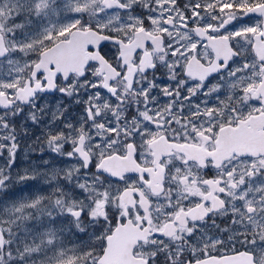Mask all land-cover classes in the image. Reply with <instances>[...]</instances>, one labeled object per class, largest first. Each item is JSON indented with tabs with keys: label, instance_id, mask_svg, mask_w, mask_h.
Masks as SVG:
<instances>
[{
	"label": "snow or ice",
	"instance_id": "6c2138e0",
	"mask_svg": "<svg viewBox=\"0 0 264 264\" xmlns=\"http://www.w3.org/2000/svg\"><path fill=\"white\" fill-rule=\"evenodd\" d=\"M0 264H264V0H0Z\"/></svg>",
	"mask_w": 264,
	"mask_h": 264
},
{
	"label": "rangeland",
	"instance_id": "374dc122",
	"mask_svg": "<svg viewBox=\"0 0 264 264\" xmlns=\"http://www.w3.org/2000/svg\"><path fill=\"white\" fill-rule=\"evenodd\" d=\"M21 162L23 160V156L21 155ZM30 184H33V182H29ZM37 187V185L33 184V188L32 189H26V191H31L34 190V188ZM10 191H16L17 194H19V186H17L15 189H11Z\"/></svg>",
	"mask_w": 264,
	"mask_h": 264
}]
</instances>
